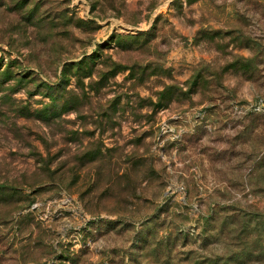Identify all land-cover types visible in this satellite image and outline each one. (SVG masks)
<instances>
[{
	"label": "rangeland",
	"instance_id": "374dc122",
	"mask_svg": "<svg viewBox=\"0 0 264 264\" xmlns=\"http://www.w3.org/2000/svg\"><path fill=\"white\" fill-rule=\"evenodd\" d=\"M0 264H264V0H0Z\"/></svg>",
	"mask_w": 264,
	"mask_h": 264
}]
</instances>
